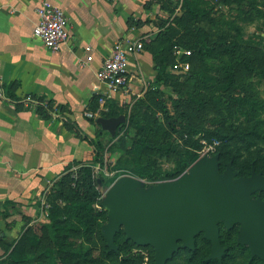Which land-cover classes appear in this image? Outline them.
<instances>
[{
	"label": "rangeland",
	"instance_id": "rangeland-1",
	"mask_svg": "<svg viewBox=\"0 0 264 264\" xmlns=\"http://www.w3.org/2000/svg\"><path fill=\"white\" fill-rule=\"evenodd\" d=\"M206 2L212 6V11L206 17L195 22L182 20L180 26H177L176 22L184 13L182 0H173L170 6L166 1L159 3L162 14H159L161 16L156 14L153 20L156 21L157 26H162L160 22L169 18L168 26H173L177 31L174 40L176 55L173 56V62L168 67L171 76L159 88H152L153 78L143 85L140 97H133L128 105L117 102L118 106L112 108L115 114L125 117L124 123L130 118L141 126L149 127L148 141L152 146H163L171 150L167 156H161L153 151L140 156L146 165L153 164L151 169L158 176L176 170L185 152H192L190 144L197 142L199 137L195 136L192 130L221 131L226 136H230L228 140L222 141L226 144L224 148L226 156L223 162L235 157L238 162L234 168L235 172L247 173L249 162L253 160L264 171V69H262L264 68V0H245L242 3L232 0H202V8L208 7ZM199 30L205 32L204 35L209 43H218L216 51L212 56L193 57L189 62L184 63L182 62L183 51L186 50L184 45L199 35ZM156 33L157 31L152 34V38L150 36L149 39H142L144 50L150 55L158 46L154 42ZM221 43H224L225 47L220 46ZM234 45L237 46L234 52L224 51V48L231 49ZM240 51L248 53L257 69L263 72L262 77L241 73L236 75L237 85L245 89L243 95L252 96L261 106L254 111L250 110L242 100L243 104L239 103L241 104L239 106L227 98L224 72ZM243 95L236 92L232 97L242 98ZM184 103L187 107L182 110ZM176 109L179 113L186 114L179 122L186 138L190 139L188 142L168 128L167 116H175ZM251 129L262 137L252 136L249 139L245 137L244 141L243 131ZM120 131L121 126L116 132ZM128 132V136L123 137L122 141L118 139L122 138V133L118 138L113 136L112 139L107 134L106 158L111 163L109 167L94 169L91 190L76 174L77 168L69 171L74 172L70 177L66 176V171L63 169L56 178H53L51 181L61 180V185L53 190L52 182L48 183L44 192L45 197L42 195L36 202L37 207L31 212L28 225L23 226L21 232L3 243V247H0V256L10 252L13 260L17 261L16 264H51L52 262L64 264V260L67 264H122L121 257H105L104 249L107 246L99 233H102L101 227L107 222V212L99 207V202L104 198L107 188L117 179L123 176L133 177L128 171L130 162L136 158L131 153V141L138 138L140 131L134 127ZM200 142L203 145L196 151L199 158L204 156V149L211 145L202 140ZM218 145L219 143L215 148ZM214 152L208 156L215 155ZM92 160L85 162L89 163ZM191 166L186 167L183 174ZM133 178L142 181L146 188L155 185L154 181L148 178ZM93 194L96 195L90 201V211L83 208L77 213L73 208L76 205L69 206L65 201V197H69L73 203L86 202L88 196ZM253 196L264 201V193L258 192ZM51 222L54 231L55 228H63L65 234L53 236ZM221 228L223 231L226 230L223 225ZM227 250L225 248L224 255ZM239 256L238 260H240ZM122 257L134 260L133 263L129 260V264L151 263L150 252L146 249L133 247L125 250ZM2 259L8 260L3 264H13L5 257Z\"/></svg>",
	"mask_w": 264,
	"mask_h": 264
},
{
	"label": "crops",
	"instance_id": "crops-1",
	"mask_svg": "<svg viewBox=\"0 0 264 264\" xmlns=\"http://www.w3.org/2000/svg\"><path fill=\"white\" fill-rule=\"evenodd\" d=\"M43 1L62 9L67 19L68 39L57 53L33 36L36 10ZM147 2L0 0V89L9 98L0 97L1 247L22 231L23 217L30 219L53 178L73 161L93 158L81 135L92 139L101 130L96 119L103 108L92 113L90 107L93 98L104 92L95 74L115 42L153 37L157 31L153 19L162 13L154 1L145 11ZM129 18L151 23L128 29ZM87 46L93 60L81 67ZM153 68L151 55L144 49L130 56L125 92L112 98L128 104L140 97L143 85L155 76ZM28 95L52 100L59 113L54 109L44 119L23 103ZM101 132L99 140L106 143L108 132Z\"/></svg>",
	"mask_w": 264,
	"mask_h": 264
},
{
	"label": "water",
	"instance_id": "water-1",
	"mask_svg": "<svg viewBox=\"0 0 264 264\" xmlns=\"http://www.w3.org/2000/svg\"><path fill=\"white\" fill-rule=\"evenodd\" d=\"M125 117L96 119L101 130L115 136ZM264 176L251 169L237 177L229 162L219 172V154L204 155L177 179L144 187L129 176L117 179L106 191L99 207L107 212L101 227L108 252H117L115 235L122 229L127 241L151 247L154 264H166L179 249L195 250V237L210 243L206 261L219 264L225 252L220 244L219 224L226 230L238 225L237 243L246 246L251 258L264 262Z\"/></svg>",
	"mask_w": 264,
	"mask_h": 264
},
{
	"label": "trees",
	"instance_id": "trees-1",
	"mask_svg": "<svg viewBox=\"0 0 264 264\" xmlns=\"http://www.w3.org/2000/svg\"><path fill=\"white\" fill-rule=\"evenodd\" d=\"M161 3L162 1H166V3L170 6L172 4V0H148V2L144 6L145 11H149L151 8V5L153 3ZM237 3H242L245 0H232ZM184 4V13L182 14V17L177 20L176 25L180 26V22L182 20H185L186 22H195L197 20H200L204 17H206L211 11H212V6L209 2H206L207 6L206 8L201 7L202 0H182ZM169 18L163 19V22L160 24H163L162 26H157L156 24V29L157 33L156 36L154 37L155 40L154 42L156 45H158L155 50L151 54L152 62L154 64V70H155V76L154 80L152 82V88H159L160 86L164 85L166 83L167 78L171 76V74L168 72V67L169 65L173 62V56H175L176 51L174 50V47L176 46V43H174V40L176 39L177 36V31L173 26H168L169 25ZM151 23L150 20H146L145 22H141L139 20H133V18H129L127 21V26L128 29L132 28H140L145 24ZM205 32L203 30H199V35H197L193 40L187 42L184 46L185 49L184 51L189 52L190 55H182V62L186 63L189 62L191 58H199L202 55H207V56H212V54L216 51V47L218 46V43H209L207 41V38L205 37ZM239 37V36H238ZM222 47H225L224 43H221ZM145 47V45H144ZM235 48H237L236 45L232 47L231 49L229 48H224V51H230L234 52ZM254 60L249 56L248 53L244 51L237 52L236 56H234L233 62L229 64L226 69H225V79H226V93H227V98L229 100H232L234 104H237L241 106L242 101L244 104L248 105L249 109L254 111L256 109H260V105L258 102L252 97V96H247L243 95L245 92L244 87L238 86L236 83V75L238 73L241 74H246V75H256L262 77V71H259L257 69V66L254 64ZM264 69V68H262ZM0 92L2 93L3 96H5V93L3 89H0ZM242 94L243 97H232L233 94ZM7 99H9L7 96H5ZM11 97V96H10ZM12 98V97H11ZM30 98L31 103H33V107L26 106L28 109H31L33 111H36L37 113H40L41 116L44 119H47L49 117L50 112H52L54 109L59 113L58 109L56 106H54V102L52 100H48L42 97H34L32 95H28L24 97L23 103L25 104V99ZM102 98L101 95L95 96L93 100L91 101L90 107L92 113H96L97 110H99V100ZM242 100V101H241ZM243 104V103H242ZM128 105V104H127ZM118 106L117 101L114 99H106L104 106L102 107V110H99V117L101 118H116L120 116L119 114H115V110L112 109L113 107ZM202 104H200V107ZM55 107V108H54ZM186 104L184 103L182 105V110L186 108ZM164 108V107H163ZM241 109V108H240ZM242 113V112H241ZM245 114V112H243ZM175 116H167V121H168V128L175 133H178V135L181 137V139L185 141H189L190 139H187L185 132L182 130L181 124L179 121L183 117L186 116L184 112H180L179 110L176 109L175 111ZM177 116V117H176ZM178 119V120H176ZM126 120V119H125ZM137 128L139 129V135L138 138L132 140V150L131 153L133 154L134 161L130 162V165L128 167L129 174L133 177L136 178H148L151 181H154L153 184H157L160 182L164 181H171L177 179L181 174H183V171L186 167L191 166L193 163H195L198 159L199 156L197 155L196 151L203 145L202 141H205L206 144H213L214 142L219 143V145L215 148L214 154H219V172L222 173L227 164L229 162L232 163V171H234L235 165L238 163L235 157H231L229 160H226L223 162V158L226 156V152L224 148H226V144H224L222 141H225L226 139L228 140L230 136H226V134L222 133L221 131H214V132H201V131H196L192 130L193 134L195 136H199L197 139V142H194L193 145L190 144L192 152L186 151L182 159L179 161L177 169L174 170L173 172L166 174L164 176H158L152 171L153 164H145L141 159L140 156L143 153L153 151L154 153H157L161 156H167L170 154L171 150L170 149H165L163 146L159 147H154L150 144L148 141V134H149V127L141 126L137 121H134L133 119L130 120V118L127 119L126 123H123L121 125V131L116 132L115 138H118V136L122 133V138H118L121 141L123 140V137H127L129 134L130 129ZM254 127V126H253ZM256 128V127H254ZM78 132V130L76 131ZM244 133V141L245 137L246 139L251 138L252 136L254 137H262L259 136V134L255 133L254 129L251 130H245L243 131ZM101 130L99 129L97 132V135L95 138H89L86 135H81V139H83L91 148L92 150V155H93V160L89 163L83 162V161H73L69 165H67L64 170L66 171V176L70 177L74 172H69L73 168H77L76 174L79 176V178H82V183H84L85 186L89 188V190L92 189V177L94 174V169L95 168H102V167H109L111 161L106 158L107 154V142L103 143L102 141L99 140V136L101 134ZM108 134V133H107ZM109 135V134H108ZM109 137L112 139V136L109 135ZM185 137V138H184ZM259 138V139H260ZM196 141V140H195ZM221 143V144H220ZM248 148V146H247ZM90 164V165H88ZM254 168L256 173H261L264 176V171L258 165L255 160L252 162H249L248 169L249 171L247 173H237V177H248L250 176L251 169ZM224 169V170H223ZM69 172V173H68ZM68 173V174H67ZM96 182V181H95ZM61 185V180H54L52 181V188L51 189H57ZM48 186V185H47ZM108 189V188H107ZM45 192V191H44ZM43 192V196L45 197V193ZM96 194H93L92 196H88L86 202H77L73 203L70 201L69 197H65L66 203L70 205H76V207H73L76 209V212L78 213L81 211L83 208L87 211L91 210L90 206V201H92V198ZM254 197V196H253ZM77 213H75V217H77ZM4 216V215H3ZM23 222L24 226L28 225L30 219L27 217H23ZM79 220V219H78ZM52 222L50 225V228L53 231V236L54 234H63L66 232L63 228H55V231L52 227ZM222 227L221 224H219V230ZM238 232V226H234L231 230L226 231V230H221L219 231L220 235V244L223 248L228 249L225 255L222 257V262L221 264H264L263 261L257 259V258H252L250 256V252L246 246H240L238 245L236 241V236ZM65 234V233H64ZM101 239L103 240V243L106 241L104 240L102 233H99ZM6 236L3 237L5 239ZM2 240V239H1ZM7 242V241H6ZM114 243L118 248L117 252H107L108 248L106 247L104 249L105 251V257L106 258H119L121 257L120 262L123 264H129V260L133 263L134 260L131 258H125L122 257L123 252L127 249L130 248H137L140 250H149L150 252V259L151 263L154 264V252L153 249L149 246L147 247H140L135 245L131 241H127L125 239V234L123 230L121 229L114 238ZM1 247V246H0ZM210 243L205 240L200 234L199 236L195 237V250L190 251L188 249H179L178 252H176L172 259L168 261L166 264H219L217 260H210L206 261V258L210 254ZM10 252H5L3 253L2 258H7L9 259L10 263L12 262L13 264H16L17 261L13 260L11 257ZM241 255V256H239ZM238 256L240 260H238ZM1 258L0 264H3L4 261L8 260H3ZM140 260H142V257H140ZM64 264H67V261H63ZM51 264H56V262H52Z\"/></svg>",
	"mask_w": 264,
	"mask_h": 264
},
{
	"label": "built area",
	"instance_id": "built-area-1",
	"mask_svg": "<svg viewBox=\"0 0 264 264\" xmlns=\"http://www.w3.org/2000/svg\"><path fill=\"white\" fill-rule=\"evenodd\" d=\"M3 6L0 4V11ZM38 22L33 28V36L51 53H57L61 45L68 39L67 19L62 9L52 5L48 1H43L36 10ZM144 44L141 40H126L115 42L109 55L103 60L95 76L97 81L103 86L104 92L100 94V107L104 106L106 99H113L114 95L125 92L128 83L129 57L141 53ZM87 54L81 67L92 62L91 48L85 47ZM188 56L189 52L183 51ZM0 97H3L0 92ZM25 105L33 107L30 98H26ZM217 145L214 142L204 149L203 155H211Z\"/></svg>",
	"mask_w": 264,
	"mask_h": 264
}]
</instances>
